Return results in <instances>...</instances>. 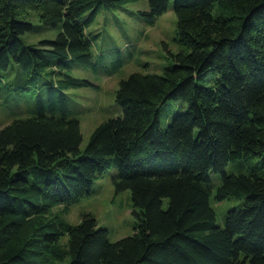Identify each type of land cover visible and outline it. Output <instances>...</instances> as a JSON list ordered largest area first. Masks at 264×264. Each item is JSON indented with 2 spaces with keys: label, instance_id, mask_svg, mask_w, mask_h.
Wrapping results in <instances>:
<instances>
[{
  "label": "trees",
  "instance_id": "1",
  "mask_svg": "<svg viewBox=\"0 0 264 264\" xmlns=\"http://www.w3.org/2000/svg\"><path fill=\"white\" fill-rule=\"evenodd\" d=\"M133 0H0V70L16 68V89L34 97L32 115L0 128V264H264V0H147L138 14L153 23L170 1L177 41L161 74L120 79V114L99 123L80 148L68 90L88 81L71 64H93L96 33L84 28L100 9ZM38 12L54 38L26 43ZM218 10V12H215ZM0 71V72H1ZM3 74H0V77ZM167 100L184 109L162 128ZM257 158L246 173L232 161ZM114 167L115 192L130 191L136 227L110 241L89 213L77 224L56 218L22 228L57 205L91 193ZM213 197L243 199L215 223ZM68 235L67 251L57 247Z\"/></svg>",
  "mask_w": 264,
  "mask_h": 264
},
{
  "label": "rangeland",
  "instance_id": "2",
  "mask_svg": "<svg viewBox=\"0 0 264 264\" xmlns=\"http://www.w3.org/2000/svg\"><path fill=\"white\" fill-rule=\"evenodd\" d=\"M148 9L147 0H133L121 3L111 9H100L92 21L84 28L86 35L96 33L90 52L93 64L72 63L69 73L88 81L87 84L70 88L68 116L76 117L81 132L80 148H84L92 130L102 121L120 114L115 102V91L120 79L130 73L161 74L172 62L171 55L184 50L176 37V16L173 1L167 9L157 16L153 23H147L138 12ZM218 12V10H215ZM23 17L32 23V29L23 35L26 43H36L43 39H52L58 28L44 26L38 12L27 10ZM186 50V49H185ZM1 71V70H0ZM0 74V128L16 118L32 115L34 97L23 94L16 89V68L11 67L6 73ZM184 102L167 100L159 109V124L164 128L173 115L182 111ZM257 162L250 157L244 161L228 162L224 166L227 173H246L249 163ZM115 168L110 167L102 176L93 180L91 193L74 203L57 205L50 208L40 218H30L22 231L32 234L34 228L56 218H62L70 224H77L82 213L92 215L98 226L107 229V237L115 241L130 235L136 227L130 191L128 189L115 192L111 175ZM212 193L210 204L215 213V223L223 225L225 213L242 204L243 199L228 198L215 201L213 194L220 181V173H208ZM57 247L67 251L68 235L64 234ZM68 258L52 259L47 264H67Z\"/></svg>",
  "mask_w": 264,
  "mask_h": 264
}]
</instances>
